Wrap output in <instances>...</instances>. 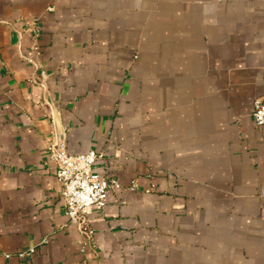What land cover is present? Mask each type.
Instances as JSON below:
<instances>
[{
    "label": "crops",
    "instance_id": "crops-1",
    "mask_svg": "<svg viewBox=\"0 0 264 264\" xmlns=\"http://www.w3.org/2000/svg\"><path fill=\"white\" fill-rule=\"evenodd\" d=\"M257 98L264 0H0V264H264ZM53 141L121 184L91 239Z\"/></svg>",
    "mask_w": 264,
    "mask_h": 264
},
{
    "label": "built area",
    "instance_id": "built-area-1",
    "mask_svg": "<svg viewBox=\"0 0 264 264\" xmlns=\"http://www.w3.org/2000/svg\"><path fill=\"white\" fill-rule=\"evenodd\" d=\"M255 123L264 126V103L255 99L252 111ZM50 158L57 166L56 175L61 182V196L65 202L66 214L70 221L78 225L91 239L94 229L89 218V209L105 208L109 189L120 188L121 184L115 177L107 176L95 168L96 162L104 154L97 150L81 153H70L65 142L53 141L48 145ZM135 184L132 189L136 188ZM35 248L23 250L21 256L32 255Z\"/></svg>",
    "mask_w": 264,
    "mask_h": 264
}]
</instances>
